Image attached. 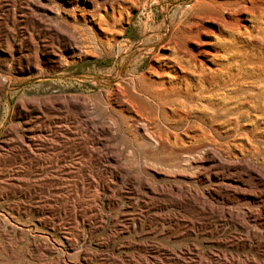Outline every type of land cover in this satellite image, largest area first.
Segmentation results:
<instances>
[{"label":"rangeland","instance_id":"1","mask_svg":"<svg viewBox=\"0 0 264 264\" xmlns=\"http://www.w3.org/2000/svg\"><path fill=\"white\" fill-rule=\"evenodd\" d=\"M231 11L214 13L219 25L202 0H0V264H264V139L219 138L261 153L223 157L189 186L178 172L195 171L204 145L147 140L123 114L113 134L101 125L106 92L144 89L141 74L174 42L196 53L207 87L221 77L249 89L225 99L245 114L264 87V15ZM203 113L164 125L223 135L255 122L264 135V115Z\"/></svg>","mask_w":264,"mask_h":264},{"label":"bare ground","instance_id":"2","mask_svg":"<svg viewBox=\"0 0 264 264\" xmlns=\"http://www.w3.org/2000/svg\"><path fill=\"white\" fill-rule=\"evenodd\" d=\"M247 1H248V4H245V5L243 4L244 6H241V5L239 6V4H241L239 3V0H202L203 6L207 9V11H209V17H208L209 19L207 17H205L204 19L205 20L208 19L209 21L211 19L216 20V14H214L215 12L222 14L223 11H226L228 9L232 10L230 13L232 15H236L234 11L237 10L239 11L237 15H240L241 13H245L251 16L253 19H258L260 16L263 17L264 0H247ZM236 6L238 9L236 8ZM221 17L223 16L221 15ZM223 20L227 21V23L229 21L226 19H223ZM215 22H218V21L216 20ZM259 22H256V23L259 24ZM219 23L220 22H218V24ZM221 27H223V25ZM211 31L212 30H210V32ZM200 33H201V30H200ZM213 34L215 33H212V35ZM182 35H185V34H182ZM188 35L190 36V34ZM215 36H217V34ZM198 44H202V43L199 42ZM171 47L173 48V53L171 54L169 61L165 62L162 65L160 64L152 65L147 71L141 74L144 80V83L146 84L144 89L138 88L135 85V82H133V85L131 86L130 94H125L124 92L120 91L118 87H116L113 90L114 93L113 91L111 92V90L106 92L105 106H106V109L110 111L111 116L101 117V119L103 120L101 125L103 129L113 134V130L115 128L118 130L121 128V123H118L115 120V117H118V114H123L127 120L137 122L140 125L143 132L144 131L146 132V133L144 132V136L147 138V140L156 139L164 143L166 147H169L170 145L178 144L179 142L184 143V137H186L187 139H189V142L191 144H195L197 146L204 145L205 148H203L204 150L202 152L203 153L202 156L192 161L193 165H195L194 166L195 171L193 173H185V172L179 173L178 172V174L181 175L183 181L186 183L185 185L190 186L194 184V182L199 183L202 179L210 180L209 177L205 176L206 174L204 175V173H207L206 170L214 168L218 164L222 163L223 157H226L229 159L245 157L247 159V158H254L258 153H261L255 146L248 147L242 144H241L242 146L240 145V147L235 145V150L226 148L222 145H219V141H220L219 138L225 139L224 137H226L227 139L229 138L236 139L239 137V138H244L247 142H256V141L264 139V135L261 134L260 128L255 122L252 124L250 128L246 127L244 123L241 126V131L239 133L227 132L222 135L220 132L214 133V132H211L210 130L209 131L207 129L205 130L204 128H195L194 130L192 129L188 130L184 132L183 135H180L178 132L172 131L173 129L170 130L168 129L166 125H164L165 123H167L166 119L169 121L168 125L170 127H171V124L174 126H176L177 124L182 125V124H186V122L192 116L194 117L197 116L200 118L204 114L203 111L216 110V109H221V111L226 113L227 115L229 116L235 115L237 118L240 116L247 115V113L248 114L254 113V114H258L259 116H263L264 115V87H261L259 85L261 89L256 93H253L254 91L252 92L253 100L251 99L252 102L250 106L247 107V110L245 109L246 110L245 114L242 113L241 109H232V107L229 106V102L225 101V99H228V98L231 99L232 97L234 98L237 95L250 94L249 89L243 86H240V84L236 81L237 79L235 80L231 78L228 81L225 78H221V77L210 79V81H212L214 84H211L213 85L211 87H207L205 84H209V83H206V80H205L206 78H202L204 71L203 69H201L202 68L201 66L200 68L196 64V58H195L196 53L192 49H189L188 47L184 48V47L179 46L178 42L177 43L174 42V44ZM204 52H207V51H204ZM181 53L183 54L181 55ZM234 74L236 73L234 72ZM216 75H219V74H216ZM195 76H197L198 78L196 79ZM166 77H168V79H166ZM245 79H246V76H245ZM262 83L261 85H263ZM134 90L135 92L137 91L138 92L135 93ZM219 98H222L224 102L218 103ZM82 109L83 110H80L78 114L84 117L83 119H81V121L85 125L90 120V117H89L90 112L88 110V106H84ZM163 118H165V121H163ZM237 125L239 126V124ZM198 127L200 126L198 125ZM65 134L69 135L72 133L65 132ZM29 139H31V136H29ZM225 141H228V140H225ZM250 148H253V149H250ZM236 149L240 151L241 155L238 154V152H235ZM261 159L262 161H264V155L261 157ZM251 160L253 161L255 159H251ZM235 165L236 164L234 162L228 163V166L234 167ZM263 165L264 164H262V168H263ZM250 171L251 172L253 171L254 175H257L259 179L263 181L262 176H261L263 173L262 171H260L259 168L252 169ZM157 172L161 176L162 180L167 181V179L170 180L171 177H174V176H171V174L166 172L164 169L158 170ZM213 176L215 177L216 180L220 179L223 182L231 181L228 176H224V175L218 178V175L214 172H213ZM180 183L182 182L180 181ZM171 186L174 189H177L179 187V184L172 182ZM198 198H203V194H201V196H199ZM245 212L248 214V216H251V217L258 216V218H260L261 216V212L258 214H255L254 210L251 208H246Z\"/></svg>","mask_w":264,"mask_h":264}]
</instances>
